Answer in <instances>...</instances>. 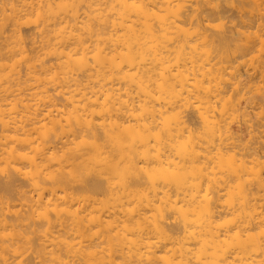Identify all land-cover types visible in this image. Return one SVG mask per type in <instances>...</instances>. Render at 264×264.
<instances>
[{
	"label": "clouds",
	"instance_id": "1",
	"mask_svg": "<svg viewBox=\"0 0 264 264\" xmlns=\"http://www.w3.org/2000/svg\"><path fill=\"white\" fill-rule=\"evenodd\" d=\"M0 264H264V0H0Z\"/></svg>",
	"mask_w": 264,
	"mask_h": 264
}]
</instances>
